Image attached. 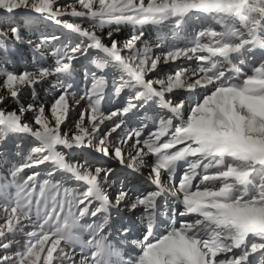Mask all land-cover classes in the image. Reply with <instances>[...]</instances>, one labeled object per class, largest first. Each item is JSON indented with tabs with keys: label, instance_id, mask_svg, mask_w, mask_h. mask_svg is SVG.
Listing matches in <instances>:
<instances>
[{
	"label": "snow or ice",
	"instance_id": "1",
	"mask_svg": "<svg viewBox=\"0 0 264 264\" xmlns=\"http://www.w3.org/2000/svg\"><path fill=\"white\" fill-rule=\"evenodd\" d=\"M0 264H264V0H0Z\"/></svg>",
	"mask_w": 264,
	"mask_h": 264
},
{
	"label": "trees",
	"instance_id": "2",
	"mask_svg": "<svg viewBox=\"0 0 264 264\" xmlns=\"http://www.w3.org/2000/svg\"><path fill=\"white\" fill-rule=\"evenodd\" d=\"M65 3H73L74 0H64ZM127 35V32H125L123 35L117 36V39H123ZM153 38H154V33H153Z\"/></svg>",
	"mask_w": 264,
	"mask_h": 264
}]
</instances>
